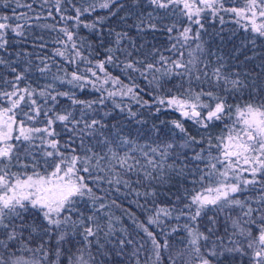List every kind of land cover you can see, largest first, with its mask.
<instances>
[{
  "label": "snow or ice",
  "instance_id": "1",
  "mask_svg": "<svg viewBox=\"0 0 264 264\" xmlns=\"http://www.w3.org/2000/svg\"><path fill=\"white\" fill-rule=\"evenodd\" d=\"M0 264H264V0H0Z\"/></svg>",
  "mask_w": 264,
  "mask_h": 264
},
{
  "label": "trees",
  "instance_id": "2",
  "mask_svg": "<svg viewBox=\"0 0 264 264\" xmlns=\"http://www.w3.org/2000/svg\"><path fill=\"white\" fill-rule=\"evenodd\" d=\"M5 11H7V10H5Z\"/></svg>",
  "mask_w": 264,
  "mask_h": 264
}]
</instances>
